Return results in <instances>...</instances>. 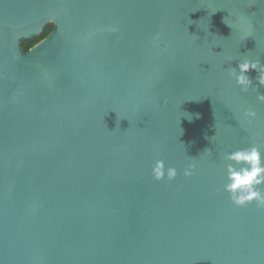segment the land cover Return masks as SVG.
<instances>
[{
	"label": "water",
	"instance_id": "water-1",
	"mask_svg": "<svg viewBox=\"0 0 264 264\" xmlns=\"http://www.w3.org/2000/svg\"><path fill=\"white\" fill-rule=\"evenodd\" d=\"M242 57L264 0H0V264H264V209L223 190V153H264Z\"/></svg>",
	"mask_w": 264,
	"mask_h": 264
},
{
	"label": "clouds",
	"instance_id": "clouds-1",
	"mask_svg": "<svg viewBox=\"0 0 264 264\" xmlns=\"http://www.w3.org/2000/svg\"><path fill=\"white\" fill-rule=\"evenodd\" d=\"M230 26V25H229ZM111 32L119 31L118 26H112L108 29ZM231 61V58H230ZM250 70L257 71L256 80L259 86H264V65L259 60H250L242 57L237 67L227 68L229 77L234 78L236 85L241 92L247 93L251 88L257 92L256 99L264 103V94L258 92L257 87L253 86L252 79L247 75ZM244 117L251 123L256 118L255 110L248 108L243 112ZM207 156L212 155L211 149H205ZM194 159V158H193ZM225 161V183L223 190L229 194V199L237 207H243L255 202L257 208L264 209V153L259 147L251 145L245 148L236 149L231 152H225L222 155ZM195 163H188L183 170L185 177L193 175ZM152 176L156 180H174L177 176V170L174 167H165L163 160H156L151 167Z\"/></svg>",
	"mask_w": 264,
	"mask_h": 264
},
{
	"label": "trees",
	"instance_id": "trees-1",
	"mask_svg": "<svg viewBox=\"0 0 264 264\" xmlns=\"http://www.w3.org/2000/svg\"><path fill=\"white\" fill-rule=\"evenodd\" d=\"M53 26H54L53 23H48L44 26L40 34L33 36L31 38H28V39H23L21 41L22 50L24 52L28 51L30 47H32L37 42L45 38L49 34V32L52 30Z\"/></svg>",
	"mask_w": 264,
	"mask_h": 264
}]
</instances>
